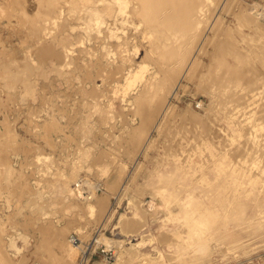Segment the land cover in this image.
<instances>
[{
    "label": "rangeland",
    "instance_id": "obj_1",
    "mask_svg": "<svg viewBox=\"0 0 264 264\" xmlns=\"http://www.w3.org/2000/svg\"><path fill=\"white\" fill-rule=\"evenodd\" d=\"M146 2L129 21L99 0L0 6V264H76L71 233L111 245L89 264H196L188 213L216 217L198 264H264V0Z\"/></svg>",
    "mask_w": 264,
    "mask_h": 264
},
{
    "label": "bare ground",
    "instance_id": "obj_2",
    "mask_svg": "<svg viewBox=\"0 0 264 264\" xmlns=\"http://www.w3.org/2000/svg\"><path fill=\"white\" fill-rule=\"evenodd\" d=\"M145 1H150L151 2V0H99V2H104V3H106V4H110V5H112V6H115L116 7V9H113V11H114V14H115V12L117 11V13L120 15V16H124V19L126 20V21H129V19H128V17H129V15H130V11H126V8H128L129 7V4L130 3H135V4H138L139 5V3H142V5L141 6H143L144 7V3L143 2H145ZM163 1V0H162ZM215 1H217V0H215ZM149 2V3H150ZM148 2H146V4H147ZM149 3L147 4V5H149ZM102 4V3H101ZM145 4V5H146ZM78 5H79V3H78ZM87 5H89V4H87ZM100 5V4H99ZM146 5V6H147ZM94 6V5H93ZM151 6V9H152V5H149V7ZM139 7V6H138ZM111 7L109 8V7H105L103 10H100V9H98L97 8V6H96V8H91V10L89 9V11H90V16H89V18H90V20L89 21H92V22H94V24H95V27L96 28H99L100 26H101V24H102V20H100V18L99 17H102V19H104V16H105V14L107 13H110L111 12ZM140 9H141V7L139 8V11H140ZM148 9V8H147ZM147 9L145 10V11H147ZM150 10V9H149ZM139 11H138V13H139ZM151 11V10H150ZM210 12V11H209ZM148 13V12H147ZM145 14H146V12H145ZM114 16V15H113ZM149 16V15H148ZM149 18H150V16H149ZM107 19V18H106ZM110 20H111V18H110ZM149 20V19H148ZM256 21H257V19H256ZM103 22H106L105 21V19H104V21ZM107 23V22H106ZM112 29V28H111ZM110 29V30H111ZM173 29V28H172ZM159 37V36H158ZM165 44V43H164ZM134 54V53H133ZM145 70H147L146 69V65H144V64H140V65H138L134 70H129L128 71V73H127V75H126V77H125V80H126V86L127 87H130L134 82H136V80H140V79H142L143 77H144V72H145ZM131 91V90H130ZM129 95V94H128ZM124 97V96H123ZM113 103V102H112ZM240 107V106H239ZM241 108V107H240ZM166 110H168V108L166 109ZM166 110H165V112H166ZM163 111V110H162ZM247 111V110H246ZM248 111H249V109H248ZM238 112H239V110H238ZM249 112H251V111H249ZM156 127V126H155ZM260 130H264V126H261V128H257V125H256V144L257 143H260V141H261V139L260 138H258L259 137V133H258V131H260ZM263 132V131H262ZM264 133V132H263ZM263 137V136H262ZM86 138V137H85ZM264 138V137H263ZM264 148V147H263ZM193 155V154H192ZM215 155H217V154H215ZM91 156V155H90ZM181 156V155H180ZM42 157V156H41ZM45 157V156H44ZM78 157V156H77ZM182 158V157H181ZM218 158V157H217ZM44 159V158H43ZM205 159V158H204ZM203 159V160H204ZM214 159V158H213ZM211 160V159H210ZM80 161V160H79ZM184 161H186V159L184 160ZM183 161V162H184ZM208 161V160H207ZM206 161V162H207ZM49 162H50V160H49ZM71 162V161H70ZM189 162V161H188ZM213 162V161H212ZM180 163V162H179ZM48 165V164H47ZM75 165V164H74ZM96 165V164H95ZM214 165V164H213ZM218 165V164H217ZM236 165H238V164H236ZM50 166V165H49ZM94 166V165H93ZM184 167V166H183ZM234 168H242V167H239V166H233ZM256 168H259L260 169V176L259 177H257V175L258 174H256V178H259V180L261 179L262 181H263V183H264V165H259V164H257L256 165ZM107 169H108V166L107 165H104V166H100V168L98 169V170H100V173L101 174H106L107 173ZM231 169V168H230ZM242 169H244V168H242ZM47 170V169H46ZM76 171V170H75ZM237 171V170H236ZM246 171V170H245ZM62 172V171H61ZM235 172V171H234ZM247 172V171H246ZM69 173V172H68ZM248 173V172H247ZM246 173V174H247ZM75 174V173H74ZM249 174V173H248ZM87 178V177H86ZM86 178H84V181H86L85 179ZM90 178V177H89ZM252 178V177H251ZM68 179V178H67ZM80 179V178H79ZM78 179V182H76L75 183V185H77V187H74L75 188V193H76V197L77 196H82V199L84 200V199H86V200H89V198L88 197H85V196H83L82 194H81V191H80V189H79V186H81L80 185V180ZM83 180V179H82ZM236 180V179H235ZM251 180V179H250ZM67 181V180H66ZM69 181V180H68ZM90 181V180H89ZM87 182H88V178H87ZM93 182V181H92ZM91 182V183H92ZM235 182V181H234ZM62 183V182H61ZM66 182H64V184H65ZM90 183V182H89ZM90 183V184H91ZM83 184H86V186H87V183H83ZM93 184V183H92ZM91 184V185H92ZM237 184V183H236ZM90 185V186H91ZM94 185V184H93ZM122 185V184H121ZM243 185V184H242ZM63 186V185H62ZM85 186V185H84ZM60 187V186H59ZM58 187V188H59ZM237 187V186H236ZM62 188V187H61ZM61 188H59V189H61ZM74 188H72L69 184H65L64 185V188H62V190H61V193H62V191L65 193V192H67V194L68 195H70V194H72L73 193V190H74ZM92 188V187H91ZM120 188H121V186H120ZM124 188V187H123ZM238 188V187H237ZM59 189H58V192H59ZM239 189H240V187H239ZM57 190V189H56ZM91 190V189H90ZM238 190V189H237ZM55 192V191H54ZM84 192V191H83ZM42 193V192H41ZM157 193H159V191L157 192ZM232 193V192H231ZM118 194V193H117ZM74 195V194H73ZM116 195V194H115ZM160 195V194H159ZM233 195H235V194H233ZM44 196V195H43ZM42 196V197H43ZM47 196V195H46ZM72 196V195H71ZM56 197V196H55ZM75 197V198H76ZM93 197V196H92ZM91 197V198H92ZM50 198V197H49ZM52 198V197H51ZM58 198V197H57ZM71 198V197H70ZM78 199V198H77ZM38 200V199H37ZM72 200H73V198H72ZM79 200V199H78ZM95 200V199H94ZM47 201V200H46ZM156 201V200H155ZM155 201H153V200H151V201H149L148 203V205L147 206H149L150 208H153V207H157V204H156V202ZM84 201H82V203H83ZM147 202V201H146ZM41 203V202H40ZM57 203V202H56ZM72 203V202H71ZM75 203H76V201H75ZM79 203V202H78ZM87 204H85V206H86V209H87V212L89 213V214H94V213H96V211L98 210L97 209V206L94 204V203H91V201H90V203L89 202H86ZM170 201H168V200H163V205L164 206H166L167 207V210H168V217L169 218H176V214L170 209V207H169V205H170ZM43 204H45V203H43ZM77 204V203H76ZM84 204V203H83ZM98 205V204H97ZM68 206H69V204H68ZM67 206V207H68ZM84 206V207H85ZM72 207H74V205H72ZM72 207H70V208H72ZM99 207V206H98ZM51 208V207H50ZM69 208V207H68ZM201 208H203V207H201ZM46 209V208H45ZM58 209V208H57ZM154 209V208H153ZM152 209V210H153ZM47 210V209H46ZM75 210V209H74ZM76 210H77V208H76ZM82 210H83V208H82ZM155 210V209H154ZM199 210H200V208H199ZM56 211H58V210H56ZM207 212V211H206ZM53 213V212H52ZM155 213V212H154ZM181 213H183V212H181ZM186 213H188V212H186ZM198 213V212H197ZM201 213V212H200ZM43 214V213H42ZM49 214H50V212H49ZM62 214V213H61ZM45 215V214H44ZM51 215V214H50ZM49 216V215H48ZM123 215H121V217H122ZM196 217V216H195ZM58 218V217H57ZM181 218H184L183 219V221L186 223V224H189V227H190V223L192 224L191 226H192V230L190 231L189 230V232H188V238H190V239H192L193 238V240L191 241V240H189L190 241V246H192V247H194V245L195 246H197V248H195V254H194V256L192 257V261L194 262V263H196V264H198V263H200L201 261H203L206 257H207V253H208V251H209V246H208V240L207 239H205L204 238V235L206 234V233H204L205 231H208V229L212 226V224L214 225V222H216V217H215V215H212V214H210V213H204V214H201V216L199 217H196V218H194L193 216H192V214L191 213H188V214H183V215H181ZM63 219V218H62ZM222 219V218H221ZM47 222V221H46ZM224 223V222H223ZM220 224V223H219ZM216 225V224H215ZM226 225V224H225ZM45 226V225H44ZM43 226V227H44ZM221 227V226H220ZM48 227H46V229H47ZM215 228V227H214ZM223 228V227H222ZM221 228V229H222ZM226 228V227H225ZM59 229V228H58ZM62 230H64L63 228H61ZM69 229V228H68ZM44 230H45V227H44ZM76 230V229H75ZM225 230H227V229H225ZM214 231V230H213ZM18 232V231H17ZM62 232V231H61ZM87 232V231H86ZM210 232V231H209ZM19 233V232H18ZM17 233V234H18ZM80 233V232H79ZM81 233H83V232H81ZM222 233V232H221ZM59 233L57 232V235H58ZM87 234V233H86ZM90 234V233H89ZM199 235L200 237H198V239L195 241L194 240V236H197V235ZM218 234V233H217ZM227 234H229V233H227ZM61 235V234H60ZM78 235V234H77ZM84 235H85V233H84ZM88 235V234H87ZM62 236V235H61ZM67 236V235H66ZM89 236V235H88ZM87 236V237H88ZM101 236V235H100ZM103 236V235H102ZM101 236V237H102ZM207 236V235H206ZM205 236V237H206ZM13 237V236H12ZM58 237H60V236H58ZM99 237V236H98ZM98 237H95V236H93L92 237V239H91V241H94L95 240V242H97L98 243V241H100L99 239H100V237L98 238ZM233 237H234V235H233ZM232 237V238H233ZM19 238V237H18ZM103 238V237H102ZM209 238H211L210 236H209ZM212 238H213V236H212ZM232 238H231V240H232ZM236 238V237H235ZM107 243H112V242H108L109 241V238L108 237H105V238H103ZM230 238H228V240H229ZM14 240V239H13ZM82 240V239H81ZM111 240H113V239H111ZM110 240V241H111ZM119 240V239H118ZM182 240V239H181ZM237 240V239H236ZM236 240L235 241H233V243L234 242H236ZM9 241H10V239H9ZM24 241V240H23ZM63 241V240H62ZM67 241V240H66ZM116 241V240H115ZM189 241H188V243H189ZM225 241V240H224ZM59 242V241H58ZM57 242V243H58ZM65 242V241H64ZM83 242V241H82ZM100 242H102V240L100 241ZM104 242V241H103ZM105 242V243H106ZM120 243H121V245H122V242H121V240L119 241ZM104 243V244H105ZM117 243V242H116ZM220 243V242H219ZM232 243V242H231ZM4 244V243H3ZM59 244H61V243H59ZM114 244H115V242H114ZM54 245H55V243H54ZM58 245V244H57ZM115 245H118V243L117 244H115ZM226 245V244H225ZM253 245V244H252ZM56 246V245H55ZM79 246H81V245H79ZM79 246H76V245H73V244H71L70 242H69V239H68V241L66 242V243H64L63 244V248H62V256L64 257V256H67V254H69L70 255V257H71V259H72V257L73 256H71L72 254L73 255H75L74 253H75V251H76V249H78V251H79ZM107 246H109V245H107ZM119 246V245H118ZM236 246H237V244H236ZM110 247H111V245H110ZM56 248H58V247H56ZM122 248H123V246H122ZM121 248V249H122ZM226 248L227 249H232L233 250V245H231V244H227L226 245ZM245 248V247H244ZM191 249V248H190ZM120 250V249H119ZM55 251V250H54ZM188 252H189V250H188ZM210 252V251H209ZM180 253H183V252H180ZM238 253V252H237ZM58 254V253H57ZM189 254V253H188ZM77 255V254H76ZM134 255V254H133ZM59 256H60V254H59ZM118 256H120V255H118ZM122 256H123V254H122ZM132 256V255H131ZM135 256H136V254H135ZM145 256V255H144ZM128 257V256H127ZM140 257V256H139ZM49 259V258H48ZM62 259V258H61ZM124 259V258H123ZM126 259H128V258H126ZM141 259H143V258H141ZM187 259H188V257H187ZM50 260V259H49ZM48 260V261H49ZM62 260H67V259H62ZM139 260V259H138ZM69 261V260H68ZM117 261V260H116ZM122 261V260H121ZM124 261V260H123ZM131 261V260H130ZM141 261V260H140ZM181 261H182V259H181ZM125 262V261H124ZM66 263V262H65ZM127 263V262H126ZM142 263H143V260H142ZM141 263V264H142ZM68 264V263H67ZM117 264V263H116ZM129 264V263H128Z\"/></svg>",
    "mask_w": 264,
    "mask_h": 264
},
{
    "label": "built area",
    "instance_id": "obj_3",
    "mask_svg": "<svg viewBox=\"0 0 264 264\" xmlns=\"http://www.w3.org/2000/svg\"><path fill=\"white\" fill-rule=\"evenodd\" d=\"M77 187V185H75ZM102 184L99 181H95L94 188L89 191L87 186H83L80 191L81 194L89 199L91 196L96 194L98 191H101ZM84 191V192H83ZM69 242L73 245L79 246L78 255L76 258V264H89V261L97 252L100 253L107 261H111L114 258V251L110 247H106L104 245H98L95 242H91V240L87 242H82L76 233H71L68 236Z\"/></svg>",
    "mask_w": 264,
    "mask_h": 264
},
{
    "label": "crops",
    "instance_id": "obj_4",
    "mask_svg": "<svg viewBox=\"0 0 264 264\" xmlns=\"http://www.w3.org/2000/svg\"><path fill=\"white\" fill-rule=\"evenodd\" d=\"M12 1L13 0H0V6L2 7V8H5V7H7L8 6V3H10V5L12 4ZM10 11V8H7V10L5 11L6 12V14H8V12ZM3 16V14L2 13H0V16ZM4 16H5V14H4Z\"/></svg>",
    "mask_w": 264,
    "mask_h": 264
}]
</instances>
